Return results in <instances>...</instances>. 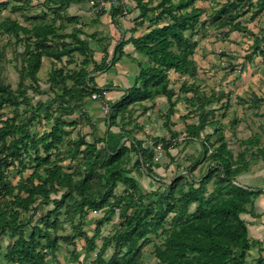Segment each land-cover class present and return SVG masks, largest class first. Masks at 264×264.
Segmentation results:
<instances>
[{
	"label": "trees",
	"instance_id": "trees-1",
	"mask_svg": "<svg viewBox=\"0 0 264 264\" xmlns=\"http://www.w3.org/2000/svg\"><path fill=\"white\" fill-rule=\"evenodd\" d=\"M13 1L20 5L12 4ZM71 1L79 0L43 1L58 24L54 20L44 22V15L24 14V19L36 22L30 26L10 17L0 20V34L12 35L21 44L24 62L16 88L0 78V262L53 264L61 243L70 245L75 238L83 237L84 249L91 259L77 264H147L142 262L141 254L150 243L154 264H247L249 250L257 241L249 237L241 214L249 212L247 206L261 191L235 182L248 162L243 153L234 157L220 126L202 135L211 126L209 118L217 109L206 107L219 102L223 94L200 95L194 86L184 83L177 93L169 86V70L193 75L196 67L192 56L198 46L194 36L205 31L208 22L219 29L226 28L227 32L246 31L240 17L248 12L250 18L259 15L264 11V0H225L209 17L204 16L206 11L197 5L198 0H134V8L138 10L134 19L139 20L131 32L145 20L149 24L144 32L130 36L127 41L147 56L150 65L139 67L135 82L126 89L123 98L108 103L111 108L106 115L108 125H114L119 114L132 115L135 109H129V105H141L143 101L164 96L167 102L164 125L172 131L171 117L180 93L191 92L186 100L192 105L197 121L185 124L186 135L202 143L204 159L208 160L198 178L191 173L186 178L175 176L162 190L148 192L131 173L140 167L152 175L153 146L144 147L141 140L130 136L114 147L101 148L100 138L88 141L80 130L73 138L69 136L81 122L90 124L83 107L85 97L91 99L94 92L102 96L105 90L93 82L90 73L107 67L106 56L98 63L95 61L88 40L80 36L84 34L81 28L74 26L73 32H62L65 22L75 19L62 13ZM30 2L0 0V10L8 5L16 10ZM113 14H123L122 4ZM260 32L261 35L251 33L252 46L259 52L264 28ZM122 43L116 45L112 62L115 53L121 55ZM75 54L82 57L81 62L65 68L64 65L76 64ZM43 57L64 65L53 63L48 72L51 101L32 102L27 92L42 91L38 72ZM7 105L14 112L1 118ZM20 106L25 107L23 116ZM75 108H81L80 115L85 117L81 121L68 117ZM35 120H45L47 128L40 133L33 131ZM175 136L171 132V139ZM154 141V145L161 142V147L167 150L172 145V140L165 138ZM131 153L136 158L129 164ZM66 159L78 160L75 169L64 167L62 162ZM12 170L17 172L15 182L9 180ZM209 182L212 189L207 192ZM102 210V216L95 220V233L88 235L82 230L83 217L90 211ZM115 217L117 227L102 236L98 244L96 231ZM66 224L71 227L69 231H65ZM4 236L8 238L5 245ZM153 237L159 241L152 242ZM72 253L76 260L78 252ZM257 264H264L262 256H258Z\"/></svg>",
	"mask_w": 264,
	"mask_h": 264
},
{
	"label": "rangeland",
	"instance_id": "rangeland-1",
	"mask_svg": "<svg viewBox=\"0 0 264 264\" xmlns=\"http://www.w3.org/2000/svg\"><path fill=\"white\" fill-rule=\"evenodd\" d=\"M43 1L44 0H31L28 6L19 7L16 10H13L12 6L8 5L0 10V20L6 17H11L21 22V24L30 26L31 22L24 19L22 14L34 16L37 9L47 10L48 5L44 6ZM83 1H87V3L75 5L73 2L74 4L70 7L68 6L65 11H68L70 8V12H77V9H81L82 7L95 14L96 11L92 9L94 6L89 3L90 0H81V2ZM103 1L114 2V0ZM224 1L225 0H198L197 5L202 6L206 11L204 16L209 17L212 11L216 10ZM126 2L127 7L130 9L135 6L134 0H115V6H120L122 4L124 10ZM12 4L20 5L14 1ZM45 14L46 15H44L43 18L44 22H50L52 20H54L56 24L59 22L48 10ZM249 16L250 15L248 14L240 17L239 19L247 28V30L243 32H227L224 28L219 29L214 24H209L208 21L210 19H208V26L206 30L202 31L201 34L194 36L198 40L196 58L199 59V62H196L195 60V73L193 75H187L185 78L172 77L170 79L169 77V86L174 88L175 91H179L181 84L184 83V85L194 86V88H196V92L200 95H209L212 92H223L224 94H229V96L223 99V103H221V101L214 102L206 107L211 108L216 106L217 109L209 118L212 122L211 126L205 128L206 130L202 132V135L206 132L212 131L216 126H220L223 130L226 143L233 151L234 156H237V154L241 152L248 161V166H250L244 168L242 172H249V175L245 176L250 180V186L261 187L264 190V41L260 43L262 51H256V49L252 46L253 37L251 34L253 32L256 35H261L260 30L264 27V11L256 18H249ZM34 23L36 22L34 21ZM104 31H106L105 27L102 32L104 33ZM113 38H115V36H113ZM101 43H104V40ZM199 53L202 58L197 57ZM22 54L23 47L20 43L16 42L14 36L9 34H0V78L9 82L13 88H16L18 84L20 68L24 63ZM75 60V65L72 63L68 66L61 62H54L46 58L42 60V65L38 72L40 77L39 84L42 88V93L34 91L27 92V96H29L32 102L42 100L45 103H48L51 101L52 93L48 91L47 75L53 63H56V65L59 66L64 65L65 68L74 67L78 66L82 57L75 54ZM69 84L71 83L69 82ZM188 96H191V94L183 92L180 93V99L176 104L175 113L172 116V122L170 125L172 131H169V129L164 125V112L167 109V103H165L164 108H160L159 112H152L151 110L149 115H144L141 107H138L135 108V110H139L138 113L134 112L129 116L131 120L135 121L136 129H138L136 131H138L137 133H139V135L138 137H134L131 132L128 134L124 133V135L127 136L125 138L132 136L137 140H141L143 145H147L148 141L155 140L156 138L172 140V145H170L168 150L163 146L160 150H153L155 154V164L151 165L152 175L148 174L140 167L135 168L136 170L133 171L132 175L140 180L141 186L145 192L156 188H160L162 190L163 187L170 183L175 176L177 177L180 175L186 178V176L191 173L195 176V178H198L205 171L208 165V160L204 159V155L202 153V143L198 140L188 139L186 135L185 124L197 121L192 105L186 100ZM101 97L102 96L99 97L98 101H101L102 107H104V101L100 99ZM88 99L89 96H86L85 101ZM105 101L109 103L108 99ZM224 103H227L228 106ZM160 104L162 103H159V105ZM220 104H222L221 107H219ZM140 106L143 107L144 105ZM83 107L85 109L87 108L86 105ZM24 108L25 107L23 106H20L19 108L20 115L22 116L25 114L23 112ZM103 109L102 115L106 114ZM80 110L81 108H75L74 112L68 117L70 119L78 118L81 121L85 117L83 118V115H80ZM13 112L14 109L7 105L2 110L1 118H4ZM186 113L188 114L187 117L183 118L182 116ZM87 115L89 120H91L89 113ZM140 116L143 117L138 120L137 118ZM126 118L127 116H125V119ZM79 125L72 129V135L77 132L78 128L81 129L84 124L82 125L81 122ZM33 127L37 130L36 132L40 133L47 128V124L45 123V120H41L39 122L35 120ZM85 130L86 132L90 131L87 127H85ZM171 132L176 133V136L173 139H171ZM101 136L104 135L101 134ZM249 136L255 138L256 141L252 144L243 143L242 140ZM106 138L107 139H102L101 137L100 139L102 140V143L99 142L98 146L101 148L116 146L115 144L109 143L108 136ZM88 139L91 140L90 137H88ZM211 140H214V138L212 137ZM159 143L162 144L161 142ZM134 158L135 155L131 153L128 160L129 164H131ZM77 163L78 160L71 161L68 159L62 162L64 167L71 171L75 169ZM9 180H12L11 182H15L17 180L16 170H12L10 172ZM235 182L237 183V179ZM206 188L207 192L212 189L211 182L206 185ZM150 198L152 197H148L147 199L149 200ZM50 207L51 206H49V208ZM247 208L251 209V205H248ZM102 214L103 210L99 212L90 211L86 214L82 220V230L86 231L88 235H93L95 233V220L102 216ZM117 225V217H115L113 221L102 225L99 230L96 231V242L99 244L101 242V237L109 234V232H112ZM70 229L71 227L66 224L65 231H69ZM7 241L8 238L6 236L2 237V243L4 245ZM158 241V238L153 237L152 242ZM84 246L85 240L83 237L75 238L74 243L70 245L61 243L59 250L56 252V261L52 263L77 264L78 261H83L84 263L88 262L91 257H89L88 253L85 251ZM152 249L153 243H150L143 248L141 254V260L143 263H156V259L152 254ZM73 250L78 252V258L76 260L73 257ZM260 250L264 251V244L259 247L258 253H250L247 256L246 263L257 264L258 256H263L260 253ZM0 264H3L2 261Z\"/></svg>",
	"mask_w": 264,
	"mask_h": 264
},
{
	"label": "crops",
	"instance_id": "crops-1",
	"mask_svg": "<svg viewBox=\"0 0 264 264\" xmlns=\"http://www.w3.org/2000/svg\"><path fill=\"white\" fill-rule=\"evenodd\" d=\"M98 1L102 2L103 8H102V6L100 8H98V5H99ZM73 2L75 3V5H82V3H84V4L87 3V1L81 2V0H79V2L78 1H71L70 2L71 4H69L68 6L70 7L72 4H74ZM89 3H91V0L89 1ZM91 4H93V6H94L92 9L94 11H96L95 14L92 13L91 11H87L86 9H84L82 7H81V9H77V12H70V8L68 9V11L62 12L66 16L75 17V19H72L71 23L67 24L65 22L66 28L62 32H73L74 26L81 28L85 35L80 34V36L83 38H86L88 40V42H89V44L93 50V57H94L95 61L98 63L102 60L103 57L106 56L107 67L102 69V70L92 71V73H90V76L93 78V82L97 86L104 88L106 90L105 96H106V99H108L109 103L114 104L115 102L119 101L121 98L124 97L126 89L128 87H130L135 82V78H136V75L138 73L139 67H141V66L142 67H148L150 65V62H149L147 56L144 53L137 51L134 48L133 44L130 41H127V39L130 36H133V35L138 36L142 32H144L146 30V28H148L149 22H148V20H145L144 23L141 26H138L134 30V32L132 33L131 30L135 28V25H136L135 22L139 20V19H137L135 21V19H134L136 17V15L138 14V10L135 9L134 6L132 9H130L127 7V2H126L125 9L123 10V14H125V15H123V14L115 15V14H113L114 9L117 7V6H115V0H114V2L103 1V0H94V3H91ZM67 8L68 7H66V9ZM47 10L46 9H43V10L37 9V11L34 13V16L46 15L45 13L47 12ZM48 11L51 12L50 10H48ZM249 13L250 12H248L244 16L248 15ZM23 15L24 14H22V16ZM259 15H257V16H259ZM257 16H255L254 18H256ZM95 18H96V21H93ZM249 18H250V16H249ZM12 19H14V18H12ZM30 22H34V20L33 19L30 20ZM19 23H21V22H19ZM242 24L245 25L244 23H242ZM104 27H105L106 31H104V33H103L102 31H103ZM224 30H226V28H224ZM236 32H243V31H236ZM113 36H115V38H113ZM103 40H104V43H101ZM122 41H123V43H122V48H121V55L119 52L115 53L116 59L114 62H112L111 57L115 52L116 45ZM196 49H198V48H196ZM196 51L197 50H195L192 58L194 61L196 60V62H199V59L196 58ZM197 57L202 58L200 53H199V55H197ZM45 58L46 57H43L42 60H44ZM46 59L55 61L54 59H50V58H46ZM64 60H65V57H63V61ZM62 63H64V62H62ZM71 64H69V65H71ZM186 76H187V74H181L179 72H174L173 70H169L170 79L172 77L185 78ZM182 84H181V86H182ZM175 92L178 93V91H175ZM221 93L223 94V97L220 101H221V103H223V99L226 98L227 96H229V94H224L223 92H221ZM189 94H191V92H189ZM218 94L220 95V93H216V95H218ZM159 103H162V104L159 105ZM165 103H167V102H166V98L164 96H157L152 101H143L141 104V105H144L143 107L140 105H129L128 108L129 109L132 108L131 110H133L135 108L141 107L144 115H149L151 110H152V112H154V111L159 112L160 108L165 107L164 106ZM224 104H226V106H228L227 103H224ZM85 105L87 107L86 108L87 113H89V115L91 116L90 124L89 125L88 124L83 125V127L81 129L78 128V130H80V132H82L83 134H86V140L92 141L94 138H96V139L101 138V137H103V136H101V134H103V135L108 136V141L110 144L116 145L118 143H122L124 141L125 137H127L124 135V133L128 134L131 132L132 136L138 137L139 133H137L138 131H136L138 129H136L135 121L131 120L129 118L130 114H128V112H125L123 115L119 114L116 118L115 124L112 126H109L108 121L106 119L107 112H105L106 114L102 115L103 107H102V104L100 101L88 99L87 101H85ZM215 107L216 106H213V108H215ZM110 110H111V108H109V111ZM103 111H104V109H103ZM138 111L139 110H135V113L136 112L138 113ZM125 116H127L126 119H125ZM143 116H140L137 119L140 120ZM171 121H172V117H171ZM85 127L90 129V131L86 132ZM104 129H105V131H104ZM32 130L37 131L34 129V127L32 128ZM212 131L206 132V133H211ZM76 133L77 132L73 133V135H72V133H70L69 136L71 138H73L74 136H76ZM88 137H90L91 140H89ZM188 139H191V138H188ZM193 140H197V139H193ZM242 141L245 144H248L247 142L251 141V144H252L256 141V139L249 136V137L243 139ZM67 148H68V146H65V149H67ZM135 158H136V155H135ZM135 158L133 159V161L135 160ZM247 166H248V163H247ZM134 170H136V169H134ZM133 171H132V173H133ZM245 175L248 176L249 172L248 171L247 172L241 171L236 176L237 183L239 185H242V186L251 187L250 186L251 182L249 179H247V177ZM245 177H246V179H245ZM251 188L260 189L261 192L259 194H257L256 197H254L253 203L251 204V209H248L249 212L241 214V217L246 222L249 237L252 239H255L257 241V243L249 250L248 255L250 253H252V254L258 253L259 247H261V245L264 244V190L261 187H251ZM260 253L263 255L262 257L264 258V251L260 250Z\"/></svg>",
	"mask_w": 264,
	"mask_h": 264
},
{
	"label": "built area",
	"instance_id": "built-area-1",
	"mask_svg": "<svg viewBox=\"0 0 264 264\" xmlns=\"http://www.w3.org/2000/svg\"><path fill=\"white\" fill-rule=\"evenodd\" d=\"M91 3H94V1L91 0ZM101 6H102V2L99 1L98 8H100ZM101 95H102V101H104L103 102L104 107H105V108L103 107L104 108V111L108 113L109 112L108 102L105 101V100H107L106 99V96H105L106 95V90H102ZM99 97H100V94L99 93H96V92H94V93H92L90 95V98L91 99H98ZM154 144H155V141L154 140H150V141H148V144L147 145H143V146L144 147H146V146H153L154 147V150H160L161 149V144L160 143H158L157 145H154Z\"/></svg>",
	"mask_w": 264,
	"mask_h": 264
}]
</instances>
